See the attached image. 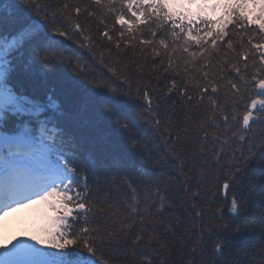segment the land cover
Listing matches in <instances>:
<instances>
[{"label":"snow or ice","instance_id":"1","mask_svg":"<svg viewBox=\"0 0 264 264\" xmlns=\"http://www.w3.org/2000/svg\"><path fill=\"white\" fill-rule=\"evenodd\" d=\"M180 3L0 0V264H264V0Z\"/></svg>","mask_w":264,"mask_h":264},{"label":"trees","instance_id":"2","mask_svg":"<svg viewBox=\"0 0 264 264\" xmlns=\"http://www.w3.org/2000/svg\"><path fill=\"white\" fill-rule=\"evenodd\" d=\"M214 3H216V0H212L208 4L203 3V4L195 6V7H188V8L181 7L180 9L177 7V9L180 11H184L193 17L203 14V15H207L209 18H211L213 20H218L220 15L222 14V9L218 10L217 12H212L211 6ZM89 22L94 24V22H92V21H89ZM222 206L225 209L228 207V205L226 203L223 204Z\"/></svg>","mask_w":264,"mask_h":264}]
</instances>
